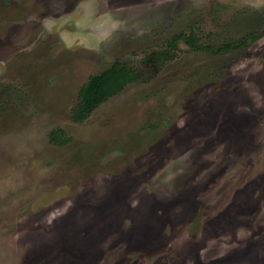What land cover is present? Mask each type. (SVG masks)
Here are the masks:
<instances>
[{"label":"rangeland","instance_id":"obj_1","mask_svg":"<svg viewBox=\"0 0 264 264\" xmlns=\"http://www.w3.org/2000/svg\"><path fill=\"white\" fill-rule=\"evenodd\" d=\"M0 264H264V0H0Z\"/></svg>","mask_w":264,"mask_h":264},{"label":"trees","instance_id":"obj_2","mask_svg":"<svg viewBox=\"0 0 264 264\" xmlns=\"http://www.w3.org/2000/svg\"><path fill=\"white\" fill-rule=\"evenodd\" d=\"M248 36V35H247ZM254 39L258 35H251ZM184 40L190 46L197 50H212L215 48L211 44L202 42L200 36L194 29L181 30L168 40L165 45L164 58L171 57L172 51L178 47V42ZM247 37L240 42H226L218 47L217 51L229 50L232 48L243 46L247 43ZM141 78L140 71L132 64L115 60L105 70L91 74L89 79L85 81L79 91L77 103L72 108V117L75 121H83L88 118L90 114L109 97L121 92L125 86L135 80ZM51 140L56 143H66L70 140L66 130L63 127H58L50 132Z\"/></svg>","mask_w":264,"mask_h":264}]
</instances>
